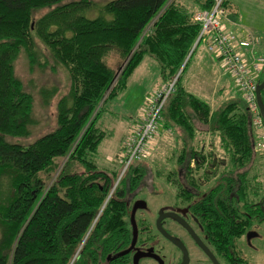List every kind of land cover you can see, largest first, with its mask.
<instances>
[{
  "label": "trees",
  "instance_id": "1",
  "mask_svg": "<svg viewBox=\"0 0 264 264\" xmlns=\"http://www.w3.org/2000/svg\"><path fill=\"white\" fill-rule=\"evenodd\" d=\"M210 6L211 0H109L88 17L94 10L88 0H0V187L7 185L0 264H126L107 259L127 237L118 194L106 201L122 164L109 171L94 158L108 136L101 120L145 55L158 61L163 81L175 76L200 29L193 14ZM35 39L66 68L69 89L57 102L56 127L23 145L5 138L30 135L33 96L15 76L14 62L23 52L30 66H47ZM112 52L121 62L129 57L117 78L107 63ZM184 87L178 77L161 130L178 127L192 140L196 119L217 134L234 167L245 163L253 139L245 104L230 101L212 111ZM182 151L179 164L197 153Z\"/></svg>",
  "mask_w": 264,
  "mask_h": 264
},
{
  "label": "flooded vegetation",
  "instance_id": "2",
  "mask_svg": "<svg viewBox=\"0 0 264 264\" xmlns=\"http://www.w3.org/2000/svg\"><path fill=\"white\" fill-rule=\"evenodd\" d=\"M260 80L264 81V69ZM253 139L249 152L242 155L246 162L239 167L224 152H189L180 164L176 160L178 169L170 170L171 179H165L147 166L146 159L133 162L136 167L120 174L114 192L124 205L121 218L127 242L108 255V261L118 257L126 264L134 260L136 264H181L183 251L161 233L160 220L161 228L182 242L187 264H213L202 246L218 264H247L240 243L244 238L248 249L260 235L256 227L264 222V146L259 148ZM157 178L175 190H157ZM166 195L167 202L156 206L151 202Z\"/></svg>",
  "mask_w": 264,
  "mask_h": 264
},
{
  "label": "rangeland",
  "instance_id": "3",
  "mask_svg": "<svg viewBox=\"0 0 264 264\" xmlns=\"http://www.w3.org/2000/svg\"><path fill=\"white\" fill-rule=\"evenodd\" d=\"M88 1L94 4V10L92 9L93 11H89L86 15L92 17L96 16L100 7L109 0ZM48 11L47 8L38 10L33 14V18L38 19ZM224 24L227 30L236 33L238 36L242 35L244 38H249V35L252 34L257 37L260 45L256 50V55L264 56V0H226ZM35 41L41 61L47 62V66L43 68L30 66L26 54L23 52L14 62L15 76L22 82L26 91L33 96L32 124L29 126L30 135L27 137L5 138L8 142L23 145L33 142L56 127L57 102L68 93L69 89V75L66 68L61 64L56 65L45 47L38 40L35 39ZM259 42H257V45ZM121 61L114 52L110 53L107 58L108 65L119 74L127 63L124 64L126 60ZM158 68V61L152 56L146 55L129 78L127 88L112 103L113 117L107 120L104 128L113 130L109 131V137L101 143L94 157L99 168H105L109 171L119 169V161L125 154V141L131 135L134 127L132 119L134 117L142 118L148 97L154 92V87L162 82ZM261 74L262 72L259 74V79ZM174 77H177V79L178 77L182 78L183 85L197 97L208 102L212 111L218 110L230 101H237L244 105L232 75L207 50L204 42H194L191 51ZM120 125L122 126L120 127ZM194 125L196 126V132L192 140L187 139L186 134L178 127L160 130L159 134L149 142L148 155L145 158L147 166L153 169L154 172L159 171L158 175L163 176L165 179H171L172 176L169 175V172L178 169L176 160L182 154L184 148H193L199 154L211 152L215 155H223L219 138L217 134H212L210 126L202 124L196 119H194ZM120 136L124 137L121 143ZM252 138H254L253 135H251ZM184 144H186V147ZM122 169L123 166L119 169L118 176L108 192L106 201L114 194ZM161 178L156 180L158 183L157 190L167 191L166 193L172 189L175 190L170 184H165ZM2 184L0 187V201L6 198L5 191L7 190V185ZM167 201V195L161 200H151L155 206L159 202L164 203ZM256 228L260 235L258 238L251 240L248 249H245L247 246L243 243L244 238L240 243L242 255L245 257L247 264H264V222Z\"/></svg>",
  "mask_w": 264,
  "mask_h": 264
},
{
  "label": "built area",
  "instance_id": "4",
  "mask_svg": "<svg viewBox=\"0 0 264 264\" xmlns=\"http://www.w3.org/2000/svg\"><path fill=\"white\" fill-rule=\"evenodd\" d=\"M225 2L226 0H211L210 8L195 12L193 20L200 25L195 41L204 42L207 50L232 75L249 112L254 139L258 147L262 148L264 121L259 110L256 89L259 74L264 69V56L256 55V39L240 38L225 28ZM176 79L174 77L162 82L148 97L142 118L125 141V154L120 159L123 166L121 173L133 162L143 160L148 155L149 142L161 130L162 112L175 90Z\"/></svg>",
  "mask_w": 264,
  "mask_h": 264
},
{
  "label": "water",
  "instance_id": "5",
  "mask_svg": "<svg viewBox=\"0 0 264 264\" xmlns=\"http://www.w3.org/2000/svg\"><path fill=\"white\" fill-rule=\"evenodd\" d=\"M128 61V58L126 59V61L124 62V64ZM182 69V68H181ZM119 75V72L116 74V77ZM264 89V81L260 82L258 85H257V89H256V95H257V102H258V106H259V110H260V113H261V116L263 118V121H264V104H263V101H262V90ZM157 227L159 228V230L161 231V233L166 236L169 240H171L173 243H175L182 251H183V254H184V258H183V262L181 264H187V254H186V251H185V248L182 244L181 241L179 240H176L174 239L173 237L169 236L162 228H161V225H160V220L157 221ZM135 239H136V233L134 232V238H133V241H132V245L134 244L135 242ZM202 248L207 252V254L209 255V257L211 258V261L213 264H218L217 260L215 259V257L207 251V249L205 247L202 246ZM134 264H136V260H134Z\"/></svg>",
  "mask_w": 264,
  "mask_h": 264
},
{
  "label": "crops",
  "instance_id": "6",
  "mask_svg": "<svg viewBox=\"0 0 264 264\" xmlns=\"http://www.w3.org/2000/svg\"><path fill=\"white\" fill-rule=\"evenodd\" d=\"M250 34V33H249ZM248 34V35H249ZM245 35V34H244ZM242 35H239V37L240 38H244L243 36L241 37ZM251 38L253 37L254 39H256V42H255V52H256V50H257V48H258V46L260 45V42H259V39H257V37H254L252 34L251 35H249ZM257 42H259L258 43V45H257ZM146 56V55H145ZM144 56V57H145ZM144 59V58H143ZM143 61V60H142ZM141 61V62H142ZM135 70V69H134ZM158 71H159V75H160V79H161V81L163 82V78H162V75H161V70H160V65H159V68H158ZM134 72V71H133ZM132 75V74H131ZM131 75H130V77H131ZM129 77V78H130ZM129 78H128V80H129ZM161 82V83H162ZM161 83L159 84V85H157L156 87H154V89L153 90H156L160 85H161ZM127 85H128V83H127ZM127 88V87H126ZM188 92H190V93H192L191 91H190V89H188V88H186V87H184ZM192 94H194V93H192ZM195 95V94H194ZM196 96V95H195ZM112 110H113V107L111 106L110 107V109L109 110H107L106 111V113L103 115V118H102V127H103V129H105L108 133H109V131H111V130H113V129H110V128H104V124H106L107 123V120L109 119H111V117H113V115H112ZM135 118V117H134ZM132 119V121L134 122V127L137 125V123L140 121V119H141V117L139 118V117H137V118H135V119ZM122 125H120V127H121ZM133 127V128H134ZM107 137H109V135L107 136ZM123 136H120V143L122 142V140H123ZM111 158V157H110Z\"/></svg>",
  "mask_w": 264,
  "mask_h": 264
}]
</instances>
